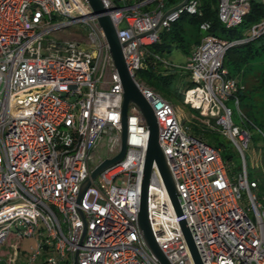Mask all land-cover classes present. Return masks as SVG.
<instances>
[{
	"label": "built area",
	"instance_id": "1",
	"mask_svg": "<svg viewBox=\"0 0 264 264\" xmlns=\"http://www.w3.org/2000/svg\"><path fill=\"white\" fill-rule=\"evenodd\" d=\"M102 1L123 42L151 29L181 0ZM251 2L216 0V18L224 28H233ZM258 2L262 15L241 38L216 36L204 21L198 25L199 43L182 65L154 57L166 69L188 73L192 84L182 90V104L206 128L225 136L242 161L250 134L236 93L244 86L228 75L222 60L229 46L264 35V0ZM182 12L199 13L198 1L186 0L157 29L121 48L126 68L153 112L180 210L176 216L152 162L146 193L149 227L169 264H193L181 219L202 264H264V212L243 164L231 181L221 148L191 134L171 102L134 78L146 47ZM74 25L81 28L75 33L82 41H45V34ZM121 100L103 32L84 0H0V264H74L82 230L74 208L78 188L102 161L93 165L102 138L104 159L119 150ZM229 100L240 126L231 120ZM146 140L142 115L129 103L123 156L90 180L78 203L85 229L77 264H159L136 225ZM242 192L246 208L240 205ZM25 237L35 238L36 244L26 261L19 262Z\"/></svg>",
	"mask_w": 264,
	"mask_h": 264
},
{
	"label": "trees",
	"instance_id": "2",
	"mask_svg": "<svg viewBox=\"0 0 264 264\" xmlns=\"http://www.w3.org/2000/svg\"><path fill=\"white\" fill-rule=\"evenodd\" d=\"M174 1L169 0V2ZM197 1L199 13L189 15L182 12L167 28L160 29L158 31V39L146 47L147 51L144 54L143 65L134 72V78L137 82H141L158 92L172 104L174 103V98L177 101H181L182 90L190 86L192 82L187 72L183 74L173 68L166 69L160 61L154 58L155 56L167 60L164 57L173 47L179 48L184 54L189 55L192 47L198 44L201 38V32L198 28L200 22H208L209 31L216 36L231 41L241 38L243 31L251 23L258 21L262 15L260 3L253 1L249 12L242 18L239 25L233 28H224L216 18V0ZM52 18L56 20L59 17L52 16ZM191 37L195 38L193 45L189 41ZM261 53H264V35L229 46L224 52L222 64L227 69L229 76L235 77L243 83L244 89L236 93L238 109L240 111L243 110L241 113L246 120L244 125L247 128H255L264 143V114L258 110V106L251 100L255 92L253 95L251 94L254 89L246 82L248 78L247 76L244 77L243 71V67L248 66V61ZM243 77L244 79H242ZM261 92L264 93V88H261ZM195 120L188 123L189 132L206 143L221 148L220 155L226 164L227 176L233 181L241 171L242 160L240 156L235 150L224 149L222 143L213 135L214 132L206 128L196 118ZM233 155L239 157L240 160L237 158L233 161ZM243 160L247 179L255 182V187L252 188V191L260 206L264 207V176L260 172L247 171L244 153Z\"/></svg>",
	"mask_w": 264,
	"mask_h": 264
},
{
	"label": "water",
	"instance_id": "3",
	"mask_svg": "<svg viewBox=\"0 0 264 264\" xmlns=\"http://www.w3.org/2000/svg\"><path fill=\"white\" fill-rule=\"evenodd\" d=\"M86 3L88 10L96 16V21L99 27L101 28L107 47L108 52L110 55L112 66L114 67L117 76L119 78L121 88H122V100L120 106V128H119V150L112 158H106L102 160L96 167H94L91 172L89 173L88 177L79 185L77 196L75 199L74 208L81 220L82 223V230L77 245L74 250L73 261L74 264L76 262V253L84 234L85 223L83 220V216L81 210L78 206L80 197L86 187L88 186L90 180L94 179L96 175L102 171L108 165L118 161L123 156L125 149H126V109L129 103L133 104L137 107L140 111L142 118L144 120L146 129H147V140H146V147L144 152V160H143V168H142V178L140 182L139 188V200H138V209L136 213V225L140 232V237L146 246L147 250L150 254L157 260L159 264H169V262L164 257L161 250L158 248L150 227L147 220V212H146V193H147V185L148 179L150 174V168L152 162L157 168V171L160 175L162 183L164 185L165 191L167 193L168 199L170 204L175 212L176 216L180 215V210L177 201V192L174 187V182L171 177L170 171L166 164L165 158L162 154L161 149L159 148L157 137H158V130L156 121L153 115V112L147 103V101L142 97L140 94L132 76L129 74L126 65L124 63L123 55H122V46L125 43L133 40V38L146 34L154 29L158 28L160 21L163 19L165 15L170 14L178 7L185 4L186 0H181L178 4L171 7L170 9L166 10L164 13L161 14L157 23L149 30L144 31L140 34H137L133 37L126 39L123 42H119L116 37L115 27L113 22L106 14V6L104 5L102 0H84ZM179 227L181 229L183 238L185 240L186 246L188 248L190 257L192 259L193 264H202L194 243L191 239L190 233L188 228L185 225V221L183 219L179 220L178 222Z\"/></svg>",
	"mask_w": 264,
	"mask_h": 264
},
{
	"label": "rangeland",
	"instance_id": "4",
	"mask_svg": "<svg viewBox=\"0 0 264 264\" xmlns=\"http://www.w3.org/2000/svg\"><path fill=\"white\" fill-rule=\"evenodd\" d=\"M258 2V0H253ZM79 26H71L68 28L63 29L62 31H53L50 33L45 34L44 39L45 41H50L52 39H79L82 41V36L80 34H76L75 32L80 30ZM244 32V31H243ZM195 38L189 40L190 44L193 43ZM164 58H168L171 60L173 64H177L176 62H183L185 58V54L176 47H173L169 53L165 55ZM175 62V63H174ZM244 77L247 76L246 82L250 84V87L254 89L251 92L254 97L251 98L253 102L258 106V110L264 114V93L261 92V88H264L263 80H264V53L253 57L248 61V66L243 67ZM244 77L242 79H244ZM244 82V81H243ZM141 83V82H140ZM144 85V84H143ZM260 88V89H259ZM259 89V90H258ZM261 92V93H260ZM251 97V96H250ZM246 101V99H245ZM173 105L178 113V116L181 120L184 121V124L188 126L189 122H194L195 120V113L192 110H189L185 105L182 104L181 101H177L175 98L173 99ZM226 106L230 108L231 120L233 123L237 125H242L240 123V119L238 117L237 109L232 103V101H226ZM242 109V108H241ZM243 111V110H242ZM241 111V112H242ZM250 139L247 142V146L244 149V155L246 157V167L248 172H260L264 176V143L260 138L257 130L253 127L248 128ZM214 136L216 139L222 143L224 149L233 151L235 150L232 143L222 134L217 131H213ZM105 138H102L98 144V149L96 151V155L94 156L93 165L97 164L99 161L103 160L107 156L106 146H105ZM236 151V150H235ZM237 152V151H236ZM237 158L236 155H233V161ZM240 160V158H239ZM244 166V160L242 161ZM242 167V166H241ZM91 198H89L90 200ZM240 205L243 208L248 207V201L245 194L242 192V197L240 199ZM260 210L264 212V207L260 206ZM248 216L252 218L253 214L251 211L248 212ZM36 244V240L33 237H25L21 240L20 249L18 250L17 258L19 262H25L26 256L31 252V248H34ZM35 264V263H32Z\"/></svg>",
	"mask_w": 264,
	"mask_h": 264
},
{
	"label": "crops",
	"instance_id": "5",
	"mask_svg": "<svg viewBox=\"0 0 264 264\" xmlns=\"http://www.w3.org/2000/svg\"><path fill=\"white\" fill-rule=\"evenodd\" d=\"M194 44V43H193ZM192 44V45H193ZM188 55H186L185 54V58H184V60H183V62H181V63H179V62H176L177 63V65H182L184 62H185V60H186V57H187ZM167 60H169L168 58H167ZM170 62H172L171 60H169ZM175 63V62H174ZM173 64V63H172ZM181 73H183L184 74V72H181Z\"/></svg>",
	"mask_w": 264,
	"mask_h": 264
}]
</instances>
